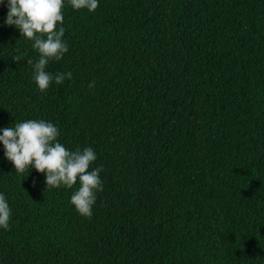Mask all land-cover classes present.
<instances>
[{
    "label": "trees",
    "instance_id": "obj_1",
    "mask_svg": "<svg viewBox=\"0 0 264 264\" xmlns=\"http://www.w3.org/2000/svg\"><path fill=\"white\" fill-rule=\"evenodd\" d=\"M7 2L0 129L53 123L66 150H95L103 191L82 217L79 177L46 190L0 143V264H264V0H64L69 51L46 71L72 79L44 91Z\"/></svg>",
    "mask_w": 264,
    "mask_h": 264
},
{
    "label": "clouds",
    "instance_id": "obj_2",
    "mask_svg": "<svg viewBox=\"0 0 264 264\" xmlns=\"http://www.w3.org/2000/svg\"><path fill=\"white\" fill-rule=\"evenodd\" d=\"M74 10L87 9L92 12L98 7V0H69ZM64 0H8L7 17L4 24L19 29L21 37L33 40L32 47L39 53L36 61L27 60L32 66V79L39 90L49 88L50 82L62 84L72 79V72L46 71L51 61H60L69 51L63 39L65 28H57V22H63L61 9ZM46 34L45 36L37 35ZM20 61L23 57H14ZM94 84L90 83L89 87ZM0 143L5 148V157L13 164L15 174H22L28 166L34 167L45 175L46 190L50 188L79 187L73 192L70 204L85 218H91L97 193L103 191L100 173L103 165L90 170L97 159L91 147H77L66 150L57 141L59 129L53 123L43 119L25 120L14 127L0 129ZM11 208L4 194L0 193V227L10 229Z\"/></svg>",
    "mask_w": 264,
    "mask_h": 264
}]
</instances>
